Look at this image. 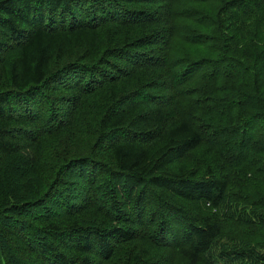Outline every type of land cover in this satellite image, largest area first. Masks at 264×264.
Instances as JSON below:
<instances>
[{
  "label": "trees",
  "instance_id": "16d2710c",
  "mask_svg": "<svg viewBox=\"0 0 264 264\" xmlns=\"http://www.w3.org/2000/svg\"><path fill=\"white\" fill-rule=\"evenodd\" d=\"M0 264H264V0H0Z\"/></svg>",
  "mask_w": 264,
  "mask_h": 264
},
{
  "label": "bare ground",
  "instance_id": "6f19581e",
  "mask_svg": "<svg viewBox=\"0 0 264 264\" xmlns=\"http://www.w3.org/2000/svg\"><path fill=\"white\" fill-rule=\"evenodd\" d=\"M54 115V114H53ZM50 120V119H49ZM37 128V127H36ZM90 214V213H89Z\"/></svg>",
  "mask_w": 264,
  "mask_h": 264
}]
</instances>
